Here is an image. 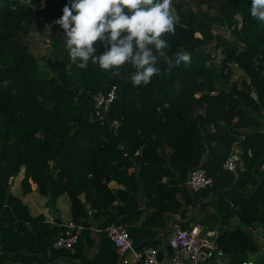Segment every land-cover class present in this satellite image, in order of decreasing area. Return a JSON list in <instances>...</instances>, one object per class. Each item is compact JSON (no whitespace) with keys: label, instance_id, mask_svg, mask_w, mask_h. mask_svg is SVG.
Returning a JSON list of instances; mask_svg holds the SVG:
<instances>
[{"label":"trees","instance_id":"obj_1","mask_svg":"<svg viewBox=\"0 0 264 264\" xmlns=\"http://www.w3.org/2000/svg\"><path fill=\"white\" fill-rule=\"evenodd\" d=\"M198 1L206 8L175 4V33L162 37L170 44L168 56L184 51L190 63L169 70L161 59V74L134 86L130 64L115 76L116 70L91 61L84 69L72 63L63 29L53 23L68 0H0V264H47L60 254L79 255L81 233L91 220H98L103 239L95 258L116 264L108 225L124 226L131 235L140 221L144 236H153L146 231L155 224L164 228L176 214L180 227H188L187 213L194 207L204 214L200 222L207 229L220 232L217 245L230 264L261 250L251 233L256 224L264 230V130L256 129L264 118V22L250 16L251 0ZM47 24L55 55L45 52L42 67L25 37L32 26ZM219 25L230 28V37L213 31ZM95 46L98 55L106 50L99 42ZM218 52L222 57L215 62ZM232 66L246 79L240 88L220 87ZM112 87L116 97L95 115V96ZM234 145L245 167L241 181L232 172L239 166L223 168ZM196 167L212 178V186L189 188ZM21 169L22 195L31 191V180L51 207L67 196L71 220L83 228L73 251L52 247L64 229L58 215L52 221L31 216L12 193L10 179ZM111 180L123 188L110 189ZM210 194L216 201L202 203ZM225 199L236 207L223 205ZM234 216L239 224L231 226ZM255 264H264V252Z\"/></svg>","mask_w":264,"mask_h":264},{"label":"clouds","instance_id":"obj_2","mask_svg":"<svg viewBox=\"0 0 264 264\" xmlns=\"http://www.w3.org/2000/svg\"><path fill=\"white\" fill-rule=\"evenodd\" d=\"M171 9L172 0H68L53 23L63 29L72 63L84 69L91 61L102 70H116L115 76L130 64L129 80L141 86L161 74V59L169 70L191 61L187 52L178 50L174 58L165 52L170 44L163 35L175 33ZM250 16L264 22V0H251ZM97 42L105 46L103 54H97Z\"/></svg>","mask_w":264,"mask_h":264},{"label":"built area","instance_id":"obj_3","mask_svg":"<svg viewBox=\"0 0 264 264\" xmlns=\"http://www.w3.org/2000/svg\"><path fill=\"white\" fill-rule=\"evenodd\" d=\"M236 65V64H233ZM116 97L115 87L106 94L95 96V115L101 116L108 110L110 103ZM264 111V104H263ZM117 123L116 121L112 122ZM240 164V152L234 145L223 163L226 170H234ZM189 188L193 191H201L213 184V180L201 167L194 168L187 180ZM64 229L55 238L52 247L55 250H72L77 243L82 225L68 220L63 223ZM252 231L258 232L264 240V230L257 226ZM220 232L217 229H207L205 225L196 221L189 227H176L167 238V245L173 249L168 255V264H223L224 251L217 245ZM107 235L112 241L115 251L121 256V264H161L158 259V249L153 246L136 248L133 240L124 226H110ZM240 264H255L252 259L242 260Z\"/></svg>","mask_w":264,"mask_h":264},{"label":"crops","instance_id":"obj_4","mask_svg":"<svg viewBox=\"0 0 264 264\" xmlns=\"http://www.w3.org/2000/svg\"><path fill=\"white\" fill-rule=\"evenodd\" d=\"M229 72H230L229 78L227 80L221 81L219 83V86L227 89V88H231L233 85H236L237 88H240L241 82L244 79H246V76L243 73V71L239 67L232 66V67H230ZM251 93H254L255 96H252V95L251 96L253 98H256V96H257L256 93L254 91H251ZM256 129L264 130V118H263V116H260V125ZM243 130H246V129H243ZM241 137H243V135ZM166 151H168V149H166ZM244 170H245V167L243 165V162L241 161V164H239V167L236 170L232 171L235 175H239L238 181L243 180V177L240 175L242 174V171H244ZM263 171H264V167H263ZM22 177H23V169H21L20 173L16 177L12 178L11 191L13 194H14V190L18 191V194L15 193L14 195H16V196L18 195V197H21L22 201L28 206L31 216H37L39 214H43L48 221H52L53 218L58 215L60 217L62 223H65L68 220H71L70 205H69L67 196L65 194L61 195L60 197L57 198V200L55 201L54 207H49L46 204L42 205V207H39L37 197L41 198L43 195H41L37 192L36 185L33 182H31V180L29 181L30 185H31V191L26 193L25 195H22L21 190H20V180L22 179ZM14 186H15V188H14ZM108 187L114 191H117L118 189L123 188V186L120 183H118L116 180L109 181ZM13 188H14V190H13ZM31 192H33V193L31 194ZM80 198L83 199V194L80 195ZM234 198L236 199L235 195H234ZM208 199L216 201L217 197L214 194H210L209 198H208V195H206L202 198V203L208 202ZM142 201L143 200H140V204H142ZM114 202H117V201H114ZM223 205L229 206L231 208L236 207V204L233 201H231L230 199H225L223 202ZM87 206L88 205H86V208H87ZM208 211H210L213 214H217L216 209H209ZM93 212H94V210L90 211V209H89V214L90 213L92 214ZM63 215H66V220L62 219ZM201 215L202 214L198 212L197 208L194 207L193 209H190L188 211L187 219L185 221H190V224H192L196 221H201L202 218H204V217L201 218L200 217ZM105 218H106V216H102L100 219H105ZM92 219H93V217H92ZM85 220L90 221V219H86V218H85ZM97 221L98 220H91L90 226L88 228H85L87 230L82 228L84 230L83 231L81 229L83 232L81 233V242L79 245L81 247V249L78 251L79 255L66 256L64 254H60L55 259L58 262V264H60V256H65L68 259V260L64 261L62 264H109V260L107 258H104L103 256L99 257V258H95L96 254L98 253L99 249L102 246V240H103L101 237V230L97 226ZM177 221L179 223H177ZM182 222H183V220L180 219L179 214L173 215L165 223L164 228L159 227L158 224H155L152 228H149V231H146V232H152V233H155V235L146 237V236H144L145 230L140 229L141 225H140V221H138L136 223V228H139V229L132 230L130 236H131L133 241L137 242V248H140L143 246H153V247H156L158 250H161L166 256H168L167 255L168 250L166 249L168 235L176 227H180ZM229 222H230L229 224L231 226H235V225L239 224V221H238L236 216L230 218ZM110 226H116V225L114 223H111L110 225H108V227L105 230H107ZM257 226L258 225L256 224L255 227H257ZM254 228H252V229H254ZM215 229H217V228H215ZM250 231H251V229H250ZM251 234H252L253 238L260 245L261 250L258 252H253L256 255L255 258L248 256L249 253H252L250 251L246 252L244 255H241V257L243 258L242 260L252 259L254 261H257V260H259L262 253L264 252V240H262L260 238L261 235L258 234V232H256V231H252ZM163 241H165V243H166L165 245H163V243H162ZM120 260H121V256L118 255V259L116 261V264H119ZM230 260H231L230 256L225 254L224 258L222 259V263L223 264H230Z\"/></svg>","mask_w":264,"mask_h":264},{"label":"rangeland","instance_id":"obj_5","mask_svg":"<svg viewBox=\"0 0 264 264\" xmlns=\"http://www.w3.org/2000/svg\"><path fill=\"white\" fill-rule=\"evenodd\" d=\"M28 1L32 2V0H28ZM175 4H181V6L189 5L194 10H197L198 8H206V5L205 4L201 5L198 0H172V13H173L174 18H177V13H176V10L174 8ZM49 28H50L49 24L45 25L44 28H38L37 26H32L28 36L25 37V41L27 42L30 51L33 54H35L36 57H39L38 62L40 64V66H42V67L44 66V59L41 57L44 56L48 47L50 48V55L53 54L52 47H51L52 46V44H51V31L48 30ZM213 31L230 37L229 33L231 30H230V28H227V26H225V25H219V26L215 27V29H213ZM221 54H222L221 52L216 53L215 62L219 61V59L222 57ZM54 55H52V56H54ZM10 180L12 181V178ZM14 188H15V186H14ZM14 188H13V190H14ZM15 193L18 194V191L14 190V194ZM32 193L33 192H31V194ZM37 200H38V206L39 207H42V205H44V204L48 205V198L46 196H42L41 198L37 197ZM48 206L51 207V204H49ZM62 219L66 220V215H63ZM162 243H163V245L166 244L165 241H163ZM248 256L253 257V258L256 257L255 253H253V252L249 253Z\"/></svg>","mask_w":264,"mask_h":264},{"label":"water","instance_id":"obj_6","mask_svg":"<svg viewBox=\"0 0 264 264\" xmlns=\"http://www.w3.org/2000/svg\"><path fill=\"white\" fill-rule=\"evenodd\" d=\"M50 54V48L48 47L47 50H46V55L49 56ZM252 96H255L254 93H251ZM130 155H131V158L133 160V156H132V153L130 152ZM177 223H179L177 221ZM166 249L168 250V254L167 255H170L173 253V249L169 246V245H166ZM166 255L161 251L159 250L158 251V259L161 261V264H168V261H169V256H166ZM68 260L65 256H60V264H62L64 261ZM47 264H58L57 261H54L53 263H47ZM119 264H121V260L119 262Z\"/></svg>","mask_w":264,"mask_h":264}]
</instances>
